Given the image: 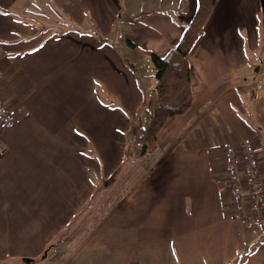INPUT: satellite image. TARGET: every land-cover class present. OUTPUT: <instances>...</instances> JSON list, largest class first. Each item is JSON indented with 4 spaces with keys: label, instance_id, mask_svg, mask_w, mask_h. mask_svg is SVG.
Returning a JSON list of instances; mask_svg holds the SVG:
<instances>
[{
    "label": "crops",
    "instance_id": "0c3cea01",
    "mask_svg": "<svg viewBox=\"0 0 264 264\" xmlns=\"http://www.w3.org/2000/svg\"><path fill=\"white\" fill-rule=\"evenodd\" d=\"M197 8L0 0V86L15 120L0 123V264L46 256L73 223L89 227L62 264H264V226L236 215L220 151L264 136V0H217L189 52L190 109L162 127L152 164L112 184L146 155L155 68L144 84L140 57L167 55Z\"/></svg>",
    "mask_w": 264,
    "mask_h": 264
},
{
    "label": "trees",
    "instance_id": "16d2710c",
    "mask_svg": "<svg viewBox=\"0 0 264 264\" xmlns=\"http://www.w3.org/2000/svg\"><path fill=\"white\" fill-rule=\"evenodd\" d=\"M216 2L217 0H198L196 13L186 24L180 42L167 55L162 57L149 53L155 68V84L148 101L142 154L149 149V144L156 145L160 130L171 117L186 113L192 105L189 52L203 33Z\"/></svg>",
    "mask_w": 264,
    "mask_h": 264
},
{
    "label": "built area",
    "instance_id": "2783aa9c",
    "mask_svg": "<svg viewBox=\"0 0 264 264\" xmlns=\"http://www.w3.org/2000/svg\"><path fill=\"white\" fill-rule=\"evenodd\" d=\"M0 123L14 125L13 111L5 101L0 86ZM225 159L226 189L234 201L235 213L251 221L257 228L264 226V154L253 137L221 148Z\"/></svg>",
    "mask_w": 264,
    "mask_h": 264
},
{
    "label": "rangeland",
    "instance_id": "374dc122",
    "mask_svg": "<svg viewBox=\"0 0 264 264\" xmlns=\"http://www.w3.org/2000/svg\"><path fill=\"white\" fill-rule=\"evenodd\" d=\"M256 55L258 58H264V34H263V32H262L261 37H260V48L258 50H256ZM136 56L139 59L140 55L137 54ZM140 59L142 62L140 61L141 63L139 65V69H141L142 74L144 76V84H148V79H149V73H148L149 71L148 70L154 68L153 62H152L150 57H146V56H141ZM248 109H250V108H248ZM147 115L145 116V118L147 117ZM246 116H248L251 120L255 118V117H253V113H249L248 111L246 112ZM146 119L144 122V128L142 129V135L144 133L145 125L147 123ZM140 139H141V143H142L143 139L142 138H140ZM255 139L256 140L258 139L260 141V143L258 144V148H260L261 150L264 151V136H263V138L257 136V137H255ZM148 146H149V149L146 151V155L142 156L141 158H138V160L136 161V163H135L136 168L131 167L130 165H132V164H128L129 166L125 165L121 168L120 173L118 175L111 178V180L113 182L112 184L114 186L119 188V185H124L125 179H128V181H129L132 177H134V176H132L134 174V171H135V175L140 174L141 171H144L147 168L149 163L152 164V161L153 160L155 161L157 159V157L159 156L158 153L160 152V151L158 152V149L156 147L157 143H156V145H153V144L150 145L149 144ZM139 157H140V154H139ZM115 195H116V193H114V191L106 193V197H109L108 199L117 198V195L116 196ZM96 196H98L97 197L98 200H102V194L100 192ZM99 197H100V199H99ZM106 211H107V208L102 206L101 201L96 202L95 207H94L95 215L102 216V214ZM84 212H85V214H83V215H87V209L86 208H84ZM98 216H97V218H98ZM88 227H89V224H86V223H80V224L79 223H77V224L73 223L72 226H68L67 227V233L63 236L62 240H60L56 243L54 242L52 248L50 247V250H48V253L46 254V256L44 254H42L41 256L35 257L36 259H34V260H32L30 257L21 258V259H19L18 257H10V259L11 260L13 259L14 262H17L15 264H62L64 262V260H66L70 256V254L76 248H78V246L82 243V241H81L82 235H84V233L86 232ZM78 233H79L78 237H81V238L76 239L75 236ZM29 259L31 261H29ZM23 260H25V261H23ZM9 264H11V263H9Z\"/></svg>",
    "mask_w": 264,
    "mask_h": 264
},
{
    "label": "water",
    "instance_id": "95a60500",
    "mask_svg": "<svg viewBox=\"0 0 264 264\" xmlns=\"http://www.w3.org/2000/svg\"><path fill=\"white\" fill-rule=\"evenodd\" d=\"M27 260V259H26ZM30 260V259H29Z\"/></svg>",
    "mask_w": 264,
    "mask_h": 264
}]
</instances>
